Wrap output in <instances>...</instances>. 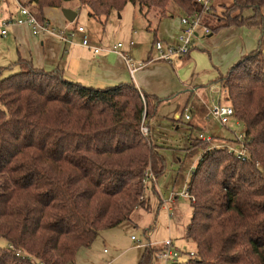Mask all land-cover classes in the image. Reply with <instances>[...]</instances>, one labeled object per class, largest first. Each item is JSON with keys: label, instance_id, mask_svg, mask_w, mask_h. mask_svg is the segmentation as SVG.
Here are the masks:
<instances>
[{"label": "trees", "instance_id": "16d2710c", "mask_svg": "<svg viewBox=\"0 0 264 264\" xmlns=\"http://www.w3.org/2000/svg\"><path fill=\"white\" fill-rule=\"evenodd\" d=\"M19 1L35 2L40 19L49 7L85 6L102 23L133 3L153 44L161 19L194 12L211 34L230 26L261 32L257 48L215 80L245 126L247 154L216 156L200 187L197 172L192 174L186 238L196 244V254L173 264H264V0H227L218 4L221 11L213 4L208 12L198 0ZM15 65L18 71L0 78V264H72L101 231L150 207L146 172L157 179L165 163L141 127L164 99L133 81L101 88L22 57L6 68ZM215 151H205L198 168ZM157 250L145 246L138 264H156Z\"/></svg>", "mask_w": 264, "mask_h": 264}, {"label": "rangeland", "instance_id": "374dc122", "mask_svg": "<svg viewBox=\"0 0 264 264\" xmlns=\"http://www.w3.org/2000/svg\"><path fill=\"white\" fill-rule=\"evenodd\" d=\"M226 1L213 0L219 11H221V7L218 4ZM74 4L79 6L76 2ZM0 7H4L9 12L17 9L18 4L15 0H8L7 3H0ZM36 7L37 5L35 9ZM48 12L49 9H46L45 15L50 17ZM112 14L106 23H102L98 19L90 17L88 9L83 6L74 22L83 25L94 37H98V39L103 37L104 43L116 45L121 42L124 48L137 43L136 46L139 48L135 46L133 49L139 53L138 55L146 51L147 46L152 47L154 34L145 30L147 20L139 12L137 5L127 3L122 11L119 13L115 11ZM164 19L179 21L180 16L165 17ZM51 21L54 23V19ZM139 29H144L145 32L134 35L132 37L134 44L130 45L131 31L133 33L134 30ZM216 36L200 37L196 40L197 47L193 49L192 55L197 56L198 65L185 62L186 57H184V63H174L172 70L178 81H180V76L193 74L194 80L205 86L201 95L193 97L189 92L180 95L171 93L175 97L162 102L158 106L155 117L146 122L147 125L149 124L150 137L157 145L159 152L162 153L165 163L164 172L155 181L146 185L144 196L147 203L148 199L150 200V207L135 210L132 221H125L117 227L101 231L90 247H83L78 251L75 262L72 264H138L145 249L140 242L151 243L152 247L160 249L159 247L163 246V241L170 237L184 251L196 252V244L186 238V228L192 216L190 197L177 196L174 198L173 195H179L184 191L195 171L197 172L196 183L200 187L201 177L207 169L212 167L216 156L225 157L237 154V151L242 147L239 134L245 131L244 124L235 117H231L229 123L222 124L214 119L210 112L215 102L214 99L221 98L223 103L229 104L224 100V88L215 80L218 73L226 74L231 68L223 71L215 67L216 76L214 72H210L213 63L212 57L218 58L221 54H226L219 44L213 42ZM145 37V45L139 44L138 42H143ZM1 39L0 67L4 68L0 78L19 70L18 65L10 69L6 68L17 60L10 59L14 53L3 49ZM204 42L210 46L207 48L208 50L205 49ZM174 90L177 91L178 87H175ZM178 95L179 97H177ZM189 96L191 97L189 98ZM181 114V119L177 120ZM186 114L191 116L190 120H186ZM195 124H199V127ZM201 134L205 138L211 137L212 140L201 139ZM208 149L218 151H215V155H211V158L198 168L202 154ZM152 185L155 186V189ZM0 243L4 244V241H0ZM158 254L157 250V261H159ZM186 257L187 254L182 255L183 259Z\"/></svg>", "mask_w": 264, "mask_h": 264}, {"label": "crops", "instance_id": "0c3cea01", "mask_svg": "<svg viewBox=\"0 0 264 264\" xmlns=\"http://www.w3.org/2000/svg\"><path fill=\"white\" fill-rule=\"evenodd\" d=\"M47 9H49L48 15L50 17L46 15L45 17L50 21L54 19L55 24L51 21L53 25L63 27L69 23L60 8L49 7ZM16 11L17 9L8 12L4 7H0V19L15 15ZM77 12L79 15L80 11ZM163 19L156 26V37L165 42L174 41L180 28V19L179 21ZM85 30V34L88 35L92 45L101 47L103 50L95 53L91 48L83 46L81 44L83 34L81 33L74 37L73 43H69L58 39L52 33L35 34L29 25H13L9 28L7 36L0 38H2L3 49L14 53V56L10 59L15 58L18 60L22 57L31 60L35 66L46 70L61 68L67 78L86 85L103 88L120 82L133 81L140 90L157 95L164 99L163 102L175 97L171 93L180 95L189 92L193 97L201 95V91L205 86L203 83H197L193 78V74L180 76V81L177 80V76H174L175 73L172 71L174 63H184V57L174 58L172 61L152 60V57L156 56V52L152 49L153 45L152 47L147 46V50L138 55L139 53L133 49L137 43L134 46L121 48L120 52L115 51L113 49L115 45L104 43L103 37L98 39V37L89 34L86 28ZM145 30L152 32L147 29V25ZM143 31L144 29L134 30L133 33L131 31L129 40L133 41L132 37L142 34ZM215 35L217 36L213 39V42L219 44L220 48L226 53L225 55L221 54L218 58L212 57L211 61L213 63L210 72H214L216 76V68L227 71L242 56L256 49L261 32L256 28L246 26H230L212 34V36ZM212 36L208 35L207 38ZM145 41L146 37L143 42L139 41L138 43L145 45ZM195 43L193 49L197 47V42L195 41ZM204 45L206 50L210 48L205 42ZM192 51L186 56L185 62L198 65L197 56L192 55ZM123 54L131 57V67ZM133 68H136L135 72L131 71ZM175 87H178L177 91L174 90ZM217 100L214 99V101ZM195 125L199 127V124Z\"/></svg>", "mask_w": 264, "mask_h": 264}, {"label": "built area", "instance_id": "2783aa9c", "mask_svg": "<svg viewBox=\"0 0 264 264\" xmlns=\"http://www.w3.org/2000/svg\"><path fill=\"white\" fill-rule=\"evenodd\" d=\"M18 4L17 11L15 15L7 16L0 19V37H6L9 32V28L13 25H29L35 34H39L42 32H48L55 35L58 39L73 43L74 37L81 33L82 42L81 44L85 47L91 48L95 53L103 50L101 47L94 46L89 40L88 35L85 34L86 30L83 25H76L74 22H69L63 27H57L51 23L48 18L40 19L36 14V3L32 2L28 5L22 4L19 0H15ZM204 8V12H208L211 10L212 5L214 4L213 0H198ZM211 34V30L208 26L203 23L202 17L199 12H194L193 14H185L180 18V28L177 33V36L174 41L165 42L163 40H157L153 44V51L156 52V56L152 57V60L159 61H172L174 58L184 57L189 54L192 48L195 47V41L197 38L206 37ZM134 42L130 41V45H133ZM124 45L121 42H118L114 46L115 51H119L123 48ZM125 60L128 65L131 67L132 59L131 57L123 54ZM136 68L131 69L132 72H135ZM221 92V91H219ZM143 99L145 97L143 96ZM214 119L218 120L222 124H227L230 121L231 117H234V109L230 104L223 103L221 98L213 103V107L210 110ZM182 114L177 117V120L181 119ZM186 120H190L191 116L189 114L185 115ZM142 131L145 134L149 133V128L143 119ZM201 139L206 141H211V137L200 135ZM244 138V133L239 134V139ZM232 153V152H231ZM247 154L246 148L242 145L241 149L237 151L238 156H244ZM156 177L151 169L146 172L144 178L145 186L151 182L155 181ZM174 198L177 196H185L190 197V194L186 188L184 191L180 192L179 195L174 194ZM170 209V207H169ZM149 232V231H148ZM150 232L148 233V235ZM135 238V237H132ZM142 247L147 245H152L151 243H143L140 242ZM158 249V257L159 261L156 264H173L179 262L181 260H185L182 258L183 254H187V258L194 256L195 252L184 251L180 248L176 242L170 237L163 241V246Z\"/></svg>", "mask_w": 264, "mask_h": 264}, {"label": "water", "instance_id": "95a60500", "mask_svg": "<svg viewBox=\"0 0 264 264\" xmlns=\"http://www.w3.org/2000/svg\"><path fill=\"white\" fill-rule=\"evenodd\" d=\"M64 17L66 18L67 21L69 22H74L75 19L77 18L78 12L75 11L74 9H71L69 7H64L61 9ZM209 36H212V34H210Z\"/></svg>", "mask_w": 264, "mask_h": 264}]
</instances>
